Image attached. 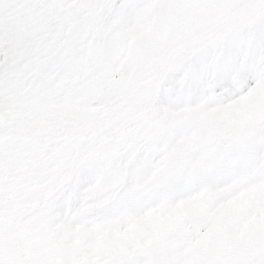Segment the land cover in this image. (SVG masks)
<instances>
[{"label": "snow or ice", "instance_id": "snow-or-ice-1", "mask_svg": "<svg viewBox=\"0 0 264 264\" xmlns=\"http://www.w3.org/2000/svg\"><path fill=\"white\" fill-rule=\"evenodd\" d=\"M258 87L264 0H0V264H264V234H244L252 211L216 240L241 188L264 183V114L221 118ZM78 106L92 125L44 136ZM128 121L140 130L131 179L103 155ZM203 193L223 195L198 217L74 254L81 232L118 225L110 239L123 238Z\"/></svg>", "mask_w": 264, "mask_h": 264}, {"label": "rangeland", "instance_id": "rangeland-1", "mask_svg": "<svg viewBox=\"0 0 264 264\" xmlns=\"http://www.w3.org/2000/svg\"><path fill=\"white\" fill-rule=\"evenodd\" d=\"M90 94L89 89H85V95ZM145 102L142 106L140 118L147 120L152 118V101L150 91L145 94ZM264 114V87H258L248 96L242 97L234 104L228 105L222 113L223 119L233 122L244 123L255 116ZM192 112H183L184 119L193 117ZM207 118V117H205ZM95 122L94 116L83 106L69 107L65 110L62 117L50 126H45V137L63 138L68 134L69 129H79L92 125ZM159 127V125H154ZM140 130L135 121H128L115 133H109L104 142L103 155L107 162L123 156L124 163L129 166L134 163L137 155V143ZM159 136V132H157ZM131 162V163H129ZM119 175L114 176L118 180ZM223 194L203 193L199 197L189 200L182 204L170 215L159 213L151 217L145 223H132L126 236L118 239H110L112 233L118 232V225H109L97 229L93 234L81 232L76 240L74 254L82 251L81 246L90 239L93 241V249L98 253L106 251L109 247H122L123 245L135 241L140 235L156 224L162 223L166 218L182 220L187 217H198L213 201L220 198ZM19 210H24L23 203L18 206ZM252 211L248 223L244 226V234L248 238L264 234V183H256L250 188H241V191L230 204L219 221L216 231V240L221 242L224 239L225 229L241 216ZM37 242H42L44 237L38 236ZM15 244L13 245L10 256L15 258ZM31 247L26 249V254H31Z\"/></svg>", "mask_w": 264, "mask_h": 264}, {"label": "clouds", "instance_id": "clouds-1", "mask_svg": "<svg viewBox=\"0 0 264 264\" xmlns=\"http://www.w3.org/2000/svg\"><path fill=\"white\" fill-rule=\"evenodd\" d=\"M183 96L181 94H177L176 98H175V102L177 104H180L183 102ZM125 158L123 156H121L118 159H115L113 161L108 162V167L109 169L113 172V173H117V174H125V178L131 179L130 176H127V169L129 168V164L124 163ZM131 163V162H129Z\"/></svg>", "mask_w": 264, "mask_h": 264}]
</instances>
